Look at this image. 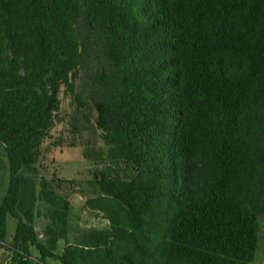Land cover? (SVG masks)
Segmentation results:
<instances>
[{
  "label": "trees",
  "instance_id": "obj_1",
  "mask_svg": "<svg viewBox=\"0 0 264 264\" xmlns=\"http://www.w3.org/2000/svg\"><path fill=\"white\" fill-rule=\"evenodd\" d=\"M81 71L78 110L107 147L85 153L100 168L84 206L105 225L72 229L73 182L37 181L34 166ZM1 153L9 264L250 263L264 214V0H0Z\"/></svg>",
  "mask_w": 264,
  "mask_h": 264
},
{
  "label": "rangeland",
  "instance_id": "obj_2",
  "mask_svg": "<svg viewBox=\"0 0 264 264\" xmlns=\"http://www.w3.org/2000/svg\"><path fill=\"white\" fill-rule=\"evenodd\" d=\"M86 76L83 71L75 83L73 92L62 88L60 97V110L56 116L54 125L47 138L43 141L37 163L34 168L37 172V181L40 178L62 179L72 181V184L63 183L69 193L68 200L71 203L69 223L72 229H86L90 227L100 228L105 221L99 216L85 209L84 202L92 196L88 181L93 179L94 173L100 168L85 158L86 151H106L107 147L100 139L98 131L94 128V122H88L78 106L75 97L79 94L83 97V86ZM88 149V150H86ZM8 181L7 162L4 155H0V199L4 195ZM77 183V190L71 187ZM39 216L35 219V228L39 235L45 227L46 220L43 216L47 209L44 203L38 202ZM16 221L7 217L5 242L10 244L14 234ZM260 264H264V214L258 216V238L255 255ZM10 253L0 247V264H9ZM50 264H60L49 261ZM251 264V263H248ZM253 264V263H252ZM254 264H257L256 262Z\"/></svg>",
  "mask_w": 264,
  "mask_h": 264
},
{
  "label": "crops",
  "instance_id": "obj_3",
  "mask_svg": "<svg viewBox=\"0 0 264 264\" xmlns=\"http://www.w3.org/2000/svg\"><path fill=\"white\" fill-rule=\"evenodd\" d=\"M258 259H256V256H254L253 260L250 262L251 264L253 263H257V264H260V261H257Z\"/></svg>",
  "mask_w": 264,
  "mask_h": 264
}]
</instances>
